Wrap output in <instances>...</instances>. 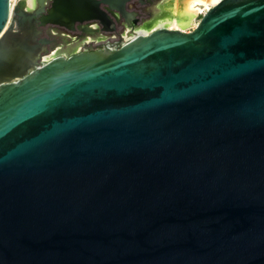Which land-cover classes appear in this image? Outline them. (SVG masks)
<instances>
[{
	"label": "water",
	"instance_id": "water-1",
	"mask_svg": "<svg viewBox=\"0 0 264 264\" xmlns=\"http://www.w3.org/2000/svg\"><path fill=\"white\" fill-rule=\"evenodd\" d=\"M35 1L0 0V264H264V0L47 60L129 0Z\"/></svg>",
	"mask_w": 264,
	"mask_h": 264
},
{
	"label": "flooded vegetation",
	"instance_id": "flooded-vegetation-1",
	"mask_svg": "<svg viewBox=\"0 0 264 264\" xmlns=\"http://www.w3.org/2000/svg\"><path fill=\"white\" fill-rule=\"evenodd\" d=\"M26 4H27V9H33L34 5L36 3L35 0H25ZM154 0H129L126 2L125 8L127 10V12L125 13V15H121L118 12L112 11L110 13L111 18L113 19V28H114V32H111L110 34H114L115 37H111L110 34L107 35L106 32H101L97 35H95V38L97 40H101L99 44L96 45V47H104V45L106 44L107 41H111L114 42L118 39L117 33H121L123 32L122 35H124V30L126 31V29H128V31H126V35H124V37H128L129 40L133 37L136 36V31H140V33L146 32V33H150V29H158L161 28V26H157L155 27V22L159 19H161V17L164 15V11H163V5L162 4L163 0H160L159 3L155 6H150L152 5ZM46 4V3H45ZM156 4V1H155ZM47 6V5H46ZM41 15V14H40ZM40 15L36 16V19L40 18ZM131 21V23H133L135 25L134 28L130 29L129 25L127 24V21ZM129 21V22H130ZM139 23H141L139 25ZM167 24V23H165ZM90 25V24H88ZM167 26V25H166ZM100 26L96 27L99 28ZM64 33H68V34H73L76 35L77 38H79V40H76L74 38L70 39L72 40V42H70L67 46L63 47L62 46L60 48H57L56 50H54L51 54L44 56V60L50 59L51 57H53L54 55L58 54V53H66V52H72V51H78L79 48L85 44V41H90L92 36H82V33L80 32L79 29H76L74 32H69L66 29L59 27V26H55V25H51V26H46L43 27L41 29V32L38 34V37H48L51 38L52 34V38L53 37H57V35L60 34H64ZM130 34V35H129ZM54 35V36H53ZM66 35V34H64ZM107 36V37H106ZM85 39V40H84ZM104 39V40H103Z\"/></svg>",
	"mask_w": 264,
	"mask_h": 264
},
{
	"label": "bare ground",
	"instance_id": "bare-ground-1",
	"mask_svg": "<svg viewBox=\"0 0 264 264\" xmlns=\"http://www.w3.org/2000/svg\"><path fill=\"white\" fill-rule=\"evenodd\" d=\"M15 1L16 0H11V7H13V2ZM219 1L220 0H169L164 3V15L154 23L155 27L161 26V28L166 27L170 29L186 30L181 28V26L187 25L198 13L210 9ZM126 31H128V29H126ZM126 31H124V35H126ZM152 31H154V29H150V33ZM139 34L147 35L148 33L136 31V35ZM124 35H122L124 40L128 39V37H124Z\"/></svg>",
	"mask_w": 264,
	"mask_h": 264
},
{
	"label": "rangeland",
	"instance_id": "rangeland-1",
	"mask_svg": "<svg viewBox=\"0 0 264 264\" xmlns=\"http://www.w3.org/2000/svg\"><path fill=\"white\" fill-rule=\"evenodd\" d=\"M155 1H156V4H155ZM159 1L160 0H154L153 1V3H152V5H150V6H155V5H157L158 3H159ZM169 0H163V2H162V4L164 3V2H168ZM17 3H18V0H16L15 2H13V11H15V7L17 6ZM204 11V10H203ZM201 12V11H200ZM203 14L202 13H198V15H196L194 18H192L190 21H189V23H187V25H184V26H181V28H183V29H186V30H192L195 26H196V24L199 22V20H200V18H201V16H202ZM12 17H13V13H12ZM141 23H139V25H140Z\"/></svg>",
	"mask_w": 264,
	"mask_h": 264
},
{
	"label": "built area",
	"instance_id": "built-area-1",
	"mask_svg": "<svg viewBox=\"0 0 264 264\" xmlns=\"http://www.w3.org/2000/svg\"><path fill=\"white\" fill-rule=\"evenodd\" d=\"M10 2H11V0H10ZM204 12H205V11H202L201 13L203 14ZM90 25H91L92 27H98V26H99V24H98L97 22H95V23H91ZM64 34L70 36L71 38H74V39H76V40H79V38H77L76 35L68 34V33H64ZM86 37H87V36H86ZM111 37H115V35L112 34ZM84 40H85V39H84ZM85 42H86V43L83 44L79 49L84 48V47L86 46V44H93L94 46H96L97 44L100 43V41L97 40L95 37H91V40H90V41H85Z\"/></svg>",
	"mask_w": 264,
	"mask_h": 264
}]
</instances>
